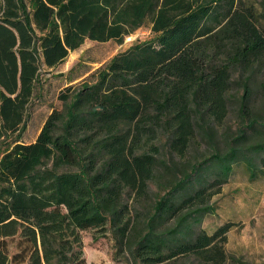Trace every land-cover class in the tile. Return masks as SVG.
Listing matches in <instances>:
<instances>
[{
  "label": "trees",
  "instance_id": "1",
  "mask_svg": "<svg viewBox=\"0 0 264 264\" xmlns=\"http://www.w3.org/2000/svg\"><path fill=\"white\" fill-rule=\"evenodd\" d=\"M258 16L240 0H0V264H87L86 231L132 264H226L230 226L193 229L236 168H264ZM144 27L152 41L63 91L22 143L43 71Z\"/></svg>",
  "mask_w": 264,
  "mask_h": 264
},
{
  "label": "rangeland",
  "instance_id": "2",
  "mask_svg": "<svg viewBox=\"0 0 264 264\" xmlns=\"http://www.w3.org/2000/svg\"><path fill=\"white\" fill-rule=\"evenodd\" d=\"M246 6H252L258 16V27L264 35V0H240ZM155 38L149 27L137 30L125 38L123 44L116 42L98 43L85 41L76 51L55 69L42 72L41 83L35 91L30 105V119L23 135L22 143H33L39 135L46 119L53 110H61L59 95L67 88L77 86L99 69L105 67L117 55L126 52L136 41L150 42ZM237 72L234 78L241 75ZM251 106L255 112L264 115V62L252 72L250 79ZM234 92L242 94L234 86ZM226 127L236 124V107L230 109ZM223 136V132H221ZM232 136V133L226 134ZM258 161L257 177L250 179V173L244 166L236 168L228 183L215 195L210 206L213 213L204 217L200 226L194 227L193 234L200 231L212 236L221 227L229 225L228 232L218 243L223 244L226 264H264V168ZM83 253L87 264H132L131 261L116 255L111 238L95 239V233H81ZM16 251L15 243L10 254ZM241 262V263H239ZM175 264H202L195 257L181 258ZM205 264V263H204Z\"/></svg>",
  "mask_w": 264,
  "mask_h": 264
}]
</instances>
